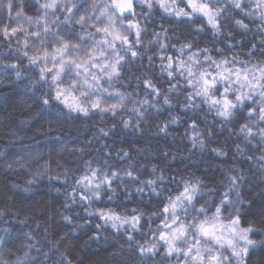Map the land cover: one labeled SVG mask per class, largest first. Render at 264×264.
<instances>
[{"label":"trees","instance_id":"16d2710c","mask_svg":"<svg viewBox=\"0 0 264 264\" xmlns=\"http://www.w3.org/2000/svg\"><path fill=\"white\" fill-rule=\"evenodd\" d=\"M211 2L214 27L139 0H0V264H215L193 248L217 212L250 246L216 264H264V0ZM112 26V102L69 109L50 59Z\"/></svg>","mask_w":264,"mask_h":264},{"label":"rangeland","instance_id":"374dc122","mask_svg":"<svg viewBox=\"0 0 264 264\" xmlns=\"http://www.w3.org/2000/svg\"><path fill=\"white\" fill-rule=\"evenodd\" d=\"M142 3H156L164 11L175 13L177 15L187 14V10L194 11L204 17L207 23L214 27L216 13L209 8L212 0H139ZM232 1V0H231ZM234 1V0H233ZM104 39L96 40L92 45L91 52H87L89 58L81 53V50L75 49L68 51L65 49V60L57 54L50 59L47 70L52 69L51 82L57 90V97L69 109L79 111H93L97 108L107 107L112 101H109V95L101 90V83L105 77H109L114 73L115 68V48L114 43L117 42L118 35L114 26L108 33H104ZM81 54V55H80ZM87 58L89 65L84 63ZM65 74V78H64ZM68 75V76H67ZM255 82L259 81V77L254 75ZM237 82L239 92L244 90L245 94L249 92L256 94L257 87L252 86L246 78ZM245 80V81H244ZM71 82L70 88H65L62 82ZM107 97L109 99H107ZM106 98V99H104ZM264 109V108H263ZM84 189L92 197L98 195V183L95 182L93 174L86 177L82 181ZM186 197L183 195L178 198L174 204V209L178 208L185 202ZM174 212H172V215ZM107 218L114 225H122V223L113 216ZM198 240H195V256L209 255L216 264L223 260L224 253L227 252L231 257L240 263L246 249L250 246L248 233L237 225L235 220L225 221L215 213L208 222L197 231ZM183 229L171 228L165 236V244L170 252L177 250L178 243L183 241Z\"/></svg>","mask_w":264,"mask_h":264}]
</instances>
